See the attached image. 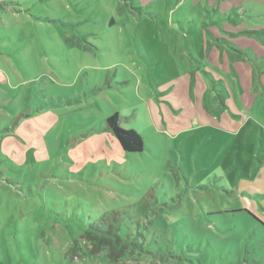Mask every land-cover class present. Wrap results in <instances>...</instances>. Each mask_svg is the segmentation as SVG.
<instances>
[{"label": "rangeland", "instance_id": "374dc122", "mask_svg": "<svg viewBox=\"0 0 264 264\" xmlns=\"http://www.w3.org/2000/svg\"><path fill=\"white\" fill-rule=\"evenodd\" d=\"M221 8L0 0V264H264V94L239 101L199 68L202 36L239 15ZM249 36L236 50L264 66ZM114 113L143 152L107 132ZM112 212L148 253L86 237Z\"/></svg>", "mask_w": 264, "mask_h": 264}, {"label": "crops", "instance_id": "0c3cea01", "mask_svg": "<svg viewBox=\"0 0 264 264\" xmlns=\"http://www.w3.org/2000/svg\"><path fill=\"white\" fill-rule=\"evenodd\" d=\"M186 1L189 2V4H187ZM213 1L212 5H210V0H184V5H187V7L191 5L193 10L203 11L213 7L216 18L221 17L220 13L222 12V6H229L232 11L239 12V15L233 18L230 17L229 22L231 24H225V30L214 32L213 29V33L210 35L202 36L203 43H200L199 51L203 56L202 61L199 63V68L209 75V79H212L211 74L216 75L217 82L214 83L215 87L220 88L222 91L226 90L232 92L233 90V93L238 95L239 101L240 98L241 100L248 99L246 98V95L258 97L263 96L264 66L259 64L260 62L254 65L251 62V58L257 57L259 52L257 53L253 48H248L247 50L244 49L243 51L236 50L240 47L236 41L239 42L245 40L246 35H250L248 40H251L256 44V47L259 49L258 51L262 53L261 55L263 58L261 59V62L264 61V34L261 36V39H258L252 38L253 36L251 35L254 34L253 32H248L247 30L244 31V23L246 22L245 17L248 20H251V23L254 20L257 22L260 21L261 25H264V0H238L242 3L239 7L237 0H232V5H228L226 1L222 0L221 2L220 0H217L218 3H216V0ZM176 6L179 7L181 4L179 3ZM10 9L11 6L4 7L5 12L9 13ZM229 15L231 16L233 13ZM188 29H191V27ZM240 35H243L244 37H240ZM0 41H3L1 37ZM164 44H168V41ZM168 47L170 48L169 45ZM192 50L193 48L187 49L186 51L191 53ZM169 66L174 65L167 61L166 67ZM257 70H260L261 72L257 74ZM219 81L220 83L218 84ZM212 82H214V80H212ZM253 101H256V99ZM0 104H2V102H0ZM243 106L244 109L247 110L246 102H243ZM222 111L223 109L221 110V113Z\"/></svg>", "mask_w": 264, "mask_h": 264}, {"label": "trees", "instance_id": "16d2710c", "mask_svg": "<svg viewBox=\"0 0 264 264\" xmlns=\"http://www.w3.org/2000/svg\"><path fill=\"white\" fill-rule=\"evenodd\" d=\"M113 23V22H112ZM111 23V24H112ZM105 129L116 140L120 149L125 153H141L144 150L142 138L132 129H124L118 113H114L105 119ZM123 215L112 212L110 216L101 218L94 223H90L84 231L90 241H95L98 246H108L116 257H120L131 245L132 251H143L148 253L145 246H142L143 237L141 231L132 229L123 224ZM129 244V245H126ZM130 249V248H129ZM149 254L156 260L162 257L154 252Z\"/></svg>", "mask_w": 264, "mask_h": 264}]
</instances>
